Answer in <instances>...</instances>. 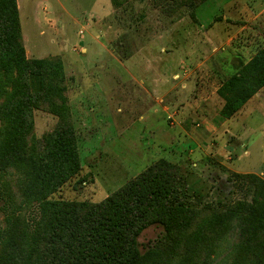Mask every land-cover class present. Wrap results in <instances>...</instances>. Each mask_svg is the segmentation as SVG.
Masks as SVG:
<instances>
[{
	"label": "rangeland",
	"instance_id": "obj_1",
	"mask_svg": "<svg viewBox=\"0 0 264 264\" xmlns=\"http://www.w3.org/2000/svg\"><path fill=\"white\" fill-rule=\"evenodd\" d=\"M235 1L239 2L206 0L192 16L185 7L165 11L154 0H17L26 56L57 55L65 71L81 171L61 196L101 201L165 158L179 167L197 203L250 199L248 186L235 174L254 171L264 178L259 174L264 170V109H245L207 136L194 123L203 115L193 116L184 127L180 115H168L174 111L168 96L163 100L171 90L181 94L179 102L192 101L194 83L183 77L189 71L194 77L201 74L213 95L207 103L206 124L222 120L218 115L222 100L213 93L215 87L230 75L235 55L246 61L252 49L264 43V35L252 33L257 23L263 25L264 16L260 22L240 16ZM240 1L250 7L254 2ZM214 40L219 44L213 46ZM33 117L38 137L58 121L44 109H35ZM213 141L229 142L226 150L233 155L223 163L209 155ZM18 177L15 170L0 174V189L12 194L14 210L19 209ZM6 194L0 192V227L3 212L9 210ZM29 208V214H35ZM163 234L162 226H148L138 236L139 250L156 245ZM224 255L221 250L214 264H221Z\"/></svg>",
	"mask_w": 264,
	"mask_h": 264
},
{
	"label": "trees",
	"instance_id": "obj_2",
	"mask_svg": "<svg viewBox=\"0 0 264 264\" xmlns=\"http://www.w3.org/2000/svg\"><path fill=\"white\" fill-rule=\"evenodd\" d=\"M205 1L154 0L165 11L185 7L192 16ZM262 86L264 43L221 80V119ZM66 89L61 58H28L17 0H0V174L19 173L20 198L14 210L12 194L0 189L9 201L0 227V264H214L221 250V264H264V178L256 173L235 174L250 199L226 204L193 201L198 197L188 193L181 170L165 158L101 201L61 196L81 171ZM35 109L58 118L40 137ZM153 224L162 226L163 240L141 252L138 236Z\"/></svg>",
	"mask_w": 264,
	"mask_h": 264
},
{
	"label": "crops",
	"instance_id": "obj_3",
	"mask_svg": "<svg viewBox=\"0 0 264 264\" xmlns=\"http://www.w3.org/2000/svg\"><path fill=\"white\" fill-rule=\"evenodd\" d=\"M235 2H236V4H235L236 8H239L238 13L241 14L240 16L247 17L248 20L252 19L255 22H260L263 20L264 3H260V5H256V2L254 0L253 4L250 7L248 4H246L240 0H239V2H237V1H235ZM262 23H263L262 26L258 27L259 23H257V25L254 27L255 30L252 31V33L254 35H264V20ZM242 29L243 28L239 29V31H242ZM216 41L217 40H214L213 46H216L217 44H219V42L217 41V43H216ZM252 50H254L253 52L255 53V49L253 48ZM254 53H251V54L253 55ZM234 59L235 60L233 61V63L230 64V67H231V70H229L230 75L236 73L237 65L242 60L241 58L237 57V55H235ZM249 59H250V57L248 59H246V61ZM199 72H201V71H199ZM191 73H192V71L185 73L183 78H184V80H189L190 82L194 83L195 90H194V96H193L192 101H186L185 103L179 102V96L181 94L179 92H177V93L174 92L172 94V92H170L171 90H169V93H167L163 96V100L166 96H168V99H169L168 102L170 103V105L174 106L173 114H168V115L171 116L172 118L175 115H180L181 119H182L180 122V125H183V126L189 125L190 122H193V118H192L193 116L203 115L202 121L199 122L197 120L194 123H195L196 127L201 128L203 133L208 136L210 133L217 132L219 130V127H221L226 122V119H229L230 117L226 118V119H222L221 121H219V123L217 125L206 124L207 114L209 113L207 103H208L209 99H213V95L211 94L212 91H211V93H209L210 90H207V81L202 80L203 76H201V74L199 77H194V76H191ZM173 77L178 78L179 75L175 74ZM197 79H199V80L197 81ZM221 80L222 79L219 80V84L217 85V87H215V90L213 91V93H215L219 98H221V97L217 94V89L221 84ZM181 86H182V88H186L187 84L182 82ZM221 100H222L221 101V107H222L223 99L221 98ZM221 107H220V110H221ZM252 108L253 109H257V108L258 109H264V86H262L253 96H251L239 108V110L235 114H233L231 117L238 115L240 113L241 114L245 113V111H246L245 109L250 110ZM165 109L167 110L168 107H165ZM220 110H219V112H220ZM219 112H218V115H219ZM171 125H175V123L171 121ZM232 138L230 140H232ZM236 141L240 142L238 139H236ZM209 146L212 150L209 152V155L216 157L221 163H223L224 161H227V159L231 157L229 155H233L232 152L226 150L229 146V142H221L220 144H216L213 141L210 143ZM244 147H245V149H244L243 153L247 155L249 153V151H248V149H246V146H244ZM247 172L256 173L254 171H245V172H241V173H247ZM259 174L264 175V170H261L259 172Z\"/></svg>",
	"mask_w": 264,
	"mask_h": 264
}]
</instances>
